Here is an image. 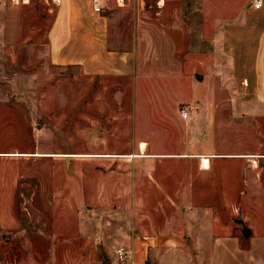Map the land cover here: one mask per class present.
<instances>
[{"label": "crops", "instance_id": "crops-1", "mask_svg": "<svg viewBox=\"0 0 264 264\" xmlns=\"http://www.w3.org/2000/svg\"><path fill=\"white\" fill-rule=\"evenodd\" d=\"M97 1L101 12L58 0L48 48L59 67L133 83V151L94 156L133 164V194L150 212L141 226L156 233L133 236L119 263L264 264V152L214 137L215 83L258 84L264 98V0ZM12 223L11 204L0 205V227Z\"/></svg>", "mask_w": 264, "mask_h": 264}, {"label": "rangeland", "instance_id": "rangeland-1", "mask_svg": "<svg viewBox=\"0 0 264 264\" xmlns=\"http://www.w3.org/2000/svg\"><path fill=\"white\" fill-rule=\"evenodd\" d=\"M16 1L0 0V205L10 203L15 220L0 227V264H122L117 250L132 253V239L156 228L141 226L150 212L133 194V164L96 156L133 151V83L57 66L48 31L58 0ZM214 85V137L263 153L258 84ZM249 209L257 217L256 205Z\"/></svg>", "mask_w": 264, "mask_h": 264}, {"label": "built area", "instance_id": "built-area-1", "mask_svg": "<svg viewBox=\"0 0 264 264\" xmlns=\"http://www.w3.org/2000/svg\"><path fill=\"white\" fill-rule=\"evenodd\" d=\"M16 2L17 3L21 2V3L25 4V3H28L29 0H17ZM92 5H93L94 12H101V7L99 6L97 0H92ZM260 6H261L260 2L254 3V8L255 9H258ZM185 116H186V114H183V117H185ZM128 254L129 253L126 250H124L123 248L118 249L117 252H116L117 259L119 261L125 260L127 258V256H128Z\"/></svg>", "mask_w": 264, "mask_h": 264}, {"label": "bare ground", "instance_id": "bare-ground-1", "mask_svg": "<svg viewBox=\"0 0 264 264\" xmlns=\"http://www.w3.org/2000/svg\"><path fill=\"white\" fill-rule=\"evenodd\" d=\"M201 163H202V162H201ZM209 164H210V163H209ZM201 165H202V164H201ZM203 166H204V167H208V163H207L206 160L203 162ZM203 166H202V167H203ZM203 169H205V168H203ZM206 170H207V169H206Z\"/></svg>", "mask_w": 264, "mask_h": 264}]
</instances>
